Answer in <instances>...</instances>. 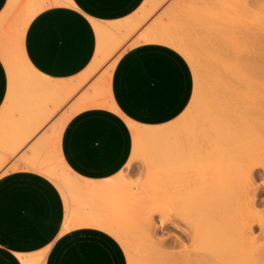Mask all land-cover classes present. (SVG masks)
I'll list each match as a JSON object with an SVG mask.
<instances>
[{
    "label": "bare ground",
    "instance_id": "obj_1",
    "mask_svg": "<svg viewBox=\"0 0 264 264\" xmlns=\"http://www.w3.org/2000/svg\"><path fill=\"white\" fill-rule=\"evenodd\" d=\"M169 1L145 0L118 21L92 19L98 45L88 68L68 79L37 69L24 79L21 68V101L14 105L6 41L21 27L26 34L44 5L72 0H8L0 13V59L8 76L0 177L15 171L46 177L64 202L62 232H105L127 264H264V0H174L164 8ZM149 43L180 53L193 76L195 64L203 84L197 97L194 77L188 107L158 126L126 118L111 90L120 57ZM88 108L120 114L133 137L125 167L102 180L77 174L62 153L67 123ZM137 163L146 173L135 182L130 173ZM95 217L101 222H79ZM157 223H173L183 236L163 239ZM18 256L23 264H46L47 250Z\"/></svg>",
    "mask_w": 264,
    "mask_h": 264
},
{
    "label": "crops",
    "instance_id": "obj_2",
    "mask_svg": "<svg viewBox=\"0 0 264 264\" xmlns=\"http://www.w3.org/2000/svg\"><path fill=\"white\" fill-rule=\"evenodd\" d=\"M144 1L80 0V3L87 9V19L110 22L131 16ZM7 2L0 0V13ZM97 45L95 28L90 33L77 16L53 14L45 9L29 23L24 47L33 66H39L38 71L68 79L88 68ZM111 90L126 118L158 126L173 121L188 107L194 77L180 53L149 43L133 47L120 57ZM7 91L8 76L0 59V107ZM121 117L106 108H88L69 120L62 135V153L77 174L102 180L125 167L132 154L133 137ZM64 214L61 193L46 177L30 171L1 176L0 264H13L14 260L23 264L19 254L44 249L46 264H127L120 244L102 231L82 228L62 232Z\"/></svg>",
    "mask_w": 264,
    "mask_h": 264
},
{
    "label": "snow or ice",
    "instance_id": "obj_3",
    "mask_svg": "<svg viewBox=\"0 0 264 264\" xmlns=\"http://www.w3.org/2000/svg\"><path fill=\"white\" fill-rule=\"evenodd\" d=\"M79 5V6H78ZM46 9H50L53 14H71L77 16V18L81 19L85 26L89 28V32H93V24L95 23L92 19H87L85 14L87 13V9H83V5L80 3V0H76V3H55V4H46L44 5ZM151 39V37H149ZM25 40L26 34L24 33L23 28H19L13 36H11L6 41V55L4 62L8 64L9 72L12 75V89L9 97V103L18 105L21 101V92L23 88L24 80L21 77L20 69H27L25 73L24 79H30L31 77L36 76V69L39 67L36 65L33 67V61L25 58ZM170 47H176L175 45H169ZM194 69V77L196 80V88H197V97L199 96L203 84L201 80V74L198 70H196V65L193 64ZM42 79V76H41ZM189 87H191V80L189 81ZM195 103V100H194ZM193 108L190 106L187 110V113H192ZM122 119L124 117H121ZM102 220L101 217L95 218H86L80 223L93 225L96 223H100ZM17 251H23L18 249ZM13 264H21L19 260H14Z\"/></svg>",
    "mask_w": 264,
    "mask_h": 264
},
{
    "label": "rangeland",
    "instance_id": "obj_4",
    "mask_svg": "<svg viewBox=\"0 0 264 264\" xmlns=\"http://www.w3.org/2000/svg\"><path fill=\"white\" fill-rule=\"evenodd\" d=\"M174 0H170L165 6H164V8L165 7H167L169 4H170V2H173ZM161 10H163V9H161ZM159 11L158 13H157V15L156 16H158L159 14H160V12H162V11ZM155 18L153 17V19L152 20H154ZM151 20V21H152ZM150 23V22H149ZM148 23V24H149ZM147 24V25H148ZM194 77V76H193ZM141 163H137L134 167H133V169L131 170V173H130V177L131 178H133V179H135V182H137L138 181V179H140V176L139 175H141V176H145V173H146V169H144L143 168V165L141 164ZM262 169H260L259 170V172L261 173V175H260V173L258 172L257 173V176H261L262 177V171H261ZM138 171V172H137ZM142 171V172H141ZM136 174H135V173ZM11 173V172H10ZM143 174V175H142ZM135 177V178H134ZM260 177V178H261ZM130 178V179H131ZM143 177H141V179H142ZM132 180V179H131ZM132 181H134V180H132ZM261 195L260 196H263V198H264V192H262V193H260ZM154 217H156L155 218V220H157L156 222H159V215H157V214H155L154 215ZM159 223H157V225H156V228H155V230L158 232V234L161 236V235H163V236H161V237H163V239H166V240H174V241H172V242H175V241H177L178 242V235L180 236H183V233L181 232V230H179L178 229V227H176L175 225H173V223H166L165 225H163L162 227L160 226V224L158 225ZM160 226V227H159ZM100 231V230H99ZM257 232H258V230H257ZM105 233V232H104ZM182 233V234H181ZM107 234V233H106ZM184 238V237H183ZM178 239V240H177Z\"/></svg>",
    "mask_w": 264,
    "mask_h": 264
}]
</instances>
